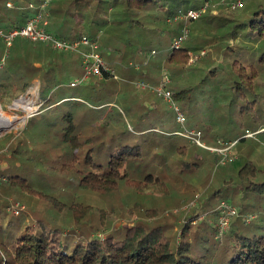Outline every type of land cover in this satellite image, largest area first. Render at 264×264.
Instances as JSON below:
<instances>
[{
    "label": "trees",
    "instance_id": "obj_1",
    "mask_svg": "<svg viewBox=\"0 0 264 264\" xmlns=\"http://www.w3.org/2000/svg\"><path fill=\"white\" fill-rule=\"evenodd\" d=\"M9 1H12L10 2L11 5H8ZM45 1L0 0V26L8 29L12 24L23 25L31 16L41 11ZM213 1L49 0L48 9L51 10L49 28L55 27L57 31L55 32L62 38L76 39L84 34L96 38L100 31L103 32L111 25H116V23L113 25L112 21H117L119 26L124 24L126 29H124L123 34L119 37L113 36L120 44H117L116 41L111 43V37L107 43L106 41L100 42V52L116 74L118 65L115 63L116 57H113L115 54L121 59H124L128 54L138 56L141 59L134 60V63L140 62L142 64H148L151 61L152 63L164 61L165 55H167L169 63L173 62L182 68L186 67L183 68L185 73L176 70L172 72V77H175L176 73L196 75L198 71H201L200 68L209 67L205 69V74H200L202 78L193 85L194 88L189 87L180 79H174L169 86L183 111L186 113L188 108L195 115L198 110L200 111L199 99L194 97L192 90L195 88L211 89L210 85L214 88L218 84L220 87L225 86L230 90L227 92L232 94L231 102L234 109L232 114L247 117L257 110L256 104H253L257 101L255 97L256 86L262 71H264V51L261 53L262 55H259L261 57L258 64L251 62V57H249L253 53L257 40H264L263 0H252L251 6L243 17L239 16L238 19L221 22L214 26V29H219V32H214L211 25L204 24L205 28L201 27V31L199 29L196 32H189L187 38L190 40L187 39L180 48L176 49L171 46L174 39L182 33L184 23L181 20L176 23L173 22L174 24L171 25L173 28H171L167 24L168 20L176 17L180 11H186L193 6L200 8L205 2L213 3ZM237 1L230 0V3L233 4ZM240 8L242 6L235 7V10ZM153 10L156 11V14L150 13ZM108 11L113 12L109 14ZM241 15L243 14L241 13ZM67 17L73 20L72 22L68 21L71 25L66 24ZM112 17H116V19L113 20ZM203 18L202 15L195 21ZM157 22H159L158 26L155 25ZM232 22L231 30L226 31L228 29L224 28L228 26L230 28L229 24ZM166 26L170 27L172 31L169 40L156 39V36L162 37L163 32L167 31ZM221 29L224 32H220ZM199 40L202 44H198L197 41ZM252 45L253 48H251ZM0 46L1 56H4L5 46L2 41H0ZM153 50L157 51V55L155 57L150 55V60L145 63L146 58ZM202 50H205V54L195 63L189 64V52L199 53ZM214 52L218 54L219 62L213 60L210 64L204 65L206 58ZM6 60L16 67H14L13 72V68L4 70L2 74L0 72V102L6 96L11 95L8 94L10 90L15 91L14 97H17L30 85L34 77L39 76L42 87L49 90V93L44 92L43 102L46 106L57 104L65 93L71 94L68 95L69 97L75 96L70 91L69 83L74 77L83 73L79 54L59 52L45 45L44 42H34L29 39H19L18 42L14 43ZM37 62L41 64L36 65ZM130 67L133 68L132 70L135 69L136 79L149 81L148 77L154 79L156 76L146 66L138 69L131 65ZM189 70L192 72H188ZM120 71L121 73L127 72L125 67H120ZM2 75H7V79L13 80V87L11 85L8 88L4 87ZM104 78L112 79L114 76L105 73ZM161 79L162 76L160 75L158 81ZM149 82L156 84L152 81ZM56 90L58 92H55ZM152 94L159 98L156 93L152 92ZM137 95L134 94L132 97L138 98L139 94ZM122 99L127 98L122 96ZM89 100L93 103L90 106L93 111H102L100 109H104L109 103L102 98L92 99L89 97ZM65 101L75 105L73 109L83 104V101L76 99ZM133 104L134 102H131L130 107ZM216 105L218 104L216 103ZM170 114L169 110L166 114L161 111L155 100L153 109L142 114V117L148 116V118L139 120V123L140 121L143 122L140 124L145 132H139L140 126L137 129L134 128V133L128 131L130 134L128 132L123 134L121 131L118 136H112L104 145L103 143L96 145L95 139L91 137L82 139V130L74 120V113L67 111V109L64 110L62 116L54 118L57 121L45 117L44 123L50 126V131L52 127L58 129L52 135V140L55 141L58 150L63 152L58 151V159H61L63 167H67L66 170L70 169L69 171H73L79 177L78 185L85 189L104 193L116 190L121 183L127 184L131 181V185L137 181L136 187L139 188L150 183H157L158 186L164 188L160 174L154 172L153 168L146 169L148 163L142 169V171L147 170L149 172L145 173L144 180L138 181L136 176L132 175L137 171L135 163L144 160L147 154L149 156L151 152L149 149H147L148 152L143 150V143H130L133 138L138 140L135 137H139L140 139L144 138V146H146L148 141L146 134L157 131L155 129L158 128L161 131L156 133L159 137L157 141L159 143L165 141L166 145V141H168V147L171 146V148L176 146L177 140L174 137L179 126ZM162 116L166 120L163 121ZM252 120L256 127L260 125L257 117ZM171 123L172 125H170ZM246 125V123L241 122L239 130H233L238 134L231 136L236 138L241 130L249 129ZM196 128L202 130L203 137L209 143H213L221 137L211 122L205 125L197 121ZM225 134L223 137L227 136ZM231 136L228 139H231ZM152 141L154 142L153 138ZM189 142L188 144H190ZM188 144L174 147V151L187 156L189 153ZM84 148L86 149L83 153ZM157 148L161 149L162 144H158ZM10 149L12 155L23 162L11 165L7 171L0 170V174L7 176V183L26 194L45 200L59 214H62L65 209L68 211L64 213L71 210L73 223L83 228V223L94 211L93 207L79 200L75 203L74 201L69 203L61 199L59 195L37 189L35 183L28 177L30 171L25 169L26 163L34 162L35 146L20 147L15 145ZM44 150L45 148H42L41 152L43 153ZM103 151L108 154L106 163H103V159L106 157L105 154H101ZM213 155L212 162L215 164L219 157L214 153ZM192 156H196L194 151ZM195 158L200 159L196 163L205 164L204 158L198 156ZM183 163L185 164V161ZM262 163L263 160L261 163L248 160L239 171L240 180L236 184L234 182L236 187L231 186L232 180L230 178H225L224 186L213 189L208 199L217 200L216 209L212 210L216 224L208 225L210 228L207 229V227L205 233H202L200 227L204 226L203 228H205V221L203 220L200 222L199 228L192 230L193 221L198 220V217L204 214L202 205V210L196 213L195 218H189L184 223L180 239L167 236L163 228L149 227L142 223L122 227L117 231L108 232L104 236L99 234L94 236L89 232L86 235L76 237L72 235L73 231L71 233L64 232L63 226L55 221L56 217L54 216L51 220L38 218L34 224L14 223L12 221L4 226L0 211V264H264V169H262L264 163L263 166H260ZM157 165L159 166V162ZM185 165L190 167V164ZM222 198H226L225 201L228 200L232 204L236 199L238 206L234 205L238 209V214L232 216L229 227L223 234H220L217 207ZM205 203H209V200H206ZM251 216L253 218H250ZM190 233L192 237H189ZM212 247L214 250H211Z\"/></svg>",
    "mask_w": 264,
    "mask_h": 264
},
{
    "label": "rangeland",
    "instance_id": "obj_2",
    "mask_svg": "<svg viewBox=\"0 0 264 264\" xmlns=\"http://www.w3.org/2000/svg\"><path fill=\"white\" fill-rule=\"evenodd\" d=\"M214 1L213 3L205 2V4L202 5L205 7L204 12L202 13L204 16L203 19L199 21H188L187 19L180 18L176 15L177 17L168 20V26L173 28L171 25L181 20L184 23L183 26H187L190 33L192 31L196 32L199 29L201 31V27L205 28L206 24L209 26L211 25L214 29V26L220 24L221 22L235 20V18H239V16L243 17L252 2L255 0H241L243 1V5L242 8L238 10H235V8L232 7L230 0ZM193 8H199V6H193ZM108 12L110 14L113 11ZM150 13L156 14V11L153 10ZM241 13L243 15H241ZM112 18L113 20L116 19V17ZM111 23H113V25L116 23V25H111L107 29H104L103 32L100 31L96 38L99 42L106 41L107 43L109 37H111V43L116 41L117 44H120V42L117 41L116 38H113V36L119 37L122 35L126 26H124V24L119 26L117 21H112ZM232 24L233 22L229 24L230 28L228 26L224 29H228L226 31L231 30L233 26ZM155 25L158 26L159 22ZM170 27H167V31L163 32L162 37L156 36V39L162 38L169 40L172 33ZM214 32H219V29H214ZM220 32L224 31L222 30ZM17 40L19 41V38L16 39L15 43L18 42ZM188 40H190V38ZM194 42L196 43L195 39ZM197 42L198 44H202L201 40ZM256 43L257 44L254 46L253 53L249 57H251V62L258 64L259 58L261 57L259 55L264 51V40L261 41V39H259ZM45 45L50 46L47 43H45ZM253 45L251 48H253ZM150 55L151 57H155L157 55V51L153 50L150 52L149 56L145 60V63L150 60ZM113 57H116L115 59L119 60H115V63L118 65L116 67L117 70L115 69L118 78L105 79L98 76L91 77L87 83L78 85L76 88H71V91L79 95L80 99L84 101L83 104L74 109L73 106L75 105L64 100H61L58 104L46 106L43 102V95L44 92L49 93V90L42 87V83L40 82L41 78L39 76L34 77L30 85L23 92H20L17 97H14L15 91L10 90L8 94L11 95L6 96L0 102V106L3 110L7 113H11L12 115H18L17 117L19 118L17 125L11 128L0 129V170L7 171L11 165L23 162L21 159H16L15 156L12 155L10 151L12 146H35L36 149L34 150L35 154L33 157L34 162L29 161L26 163V166L24 165L26 167L25 169L30 171L28 177L35 183V187L50 194L59 195L61 199L66 200L69 203L71 201H74L75 203V201L79 200L85 204H90L94 210L83 223L84 227L81 228L73 223L71 210L64 213L68 211V209H65L63 211L64 214H59L57 211L56 213L45 200H42L34 195L26 194L20 189L13 188L6 181L0 186V211L4 226H6L8 222L12 221L14 223L20 222L22 224H34L38 218L51 220L54 216L56 217L55 221L63 226L64 232L71 233V231H73L72 235L76 237L79 235H86L89 232H91V235L94 236L98 234L104 236L108 232L117 231L122 227H129L142 223L149 227L158 226L163 228L167 236L180 239L184 223L189 218H195L196 213L204 207V214L200 215L198 220L195 219L193 221L194 227L192 230L199 228L200 222L204 220L205 228H203L204 226H201L200 228H202L201 232L205 233V229L207 227V229L210 228L208 225L213 223L216 224L212 210L216 209L217 200L208 199L211 191L224 186L223 181L225 178H230L232 180L231 186L236 187L237 185H234V182L236 184L237 181L240 180L239 171L248 160H253L258 163H261L263 160L264 163V130L260 131L255 137H248L244 139H242L243 134L245 133L243 130H241L240 133L242 134L240 136L236 138L231 136L235 133L233 130H239L241 122L246 123V126L250 130L255 131L256 125L252 120L255 117H257L258 121H260L258 122L260 124L259 126H264V71H262L259 82L256 86L255 97L257 101L253 103L256 104L257 110L255 112L250 110L252 114L250 116L247 115V117H240L232 114L234 110L231 102L232 94L227 92L229 89H227L224 85L223 86L225 88L220 87V85L217 84L214 88L210 85L211 89L195 88L192 90L194 97L196 96L199 99L200 111H198L201 114L200 117L194 121L204 123L205 125L211 122L213 127L217 130V133H220L219 136H221L213 143H209L204 137L203 140L206 143L213 145H218L219 140H238L232 147V151L236 156L235 161L230 163L228 166H218L217 163L214 164L212 162L214 157L213 153L205 148L203 149L202 147H199L196 144H188L189 139L184 136L183 137L187 140V147L189 149L190 156H185L184 154L174 151V147H168V141H166L167 145L165 144V141L159 143V141H157L159 137L156 133L157 131H161V129L157 128L155 129L157 131H152L149 134H146L148 139L146 146H144V138L140 139L139 137H135L138 140H135L134 138L131 140L130 144H134L135 142L143 143V150L148 152L147 149H149L151 152L149 156L147 154L144 160H139L135 163L137 171L132 173V175L136 176L138 181L144 180V175L149 172L147 170L142 171V169L145 168V165L148 163L146 169L150 170V168H153L154 172L160 174V178L164 182V188L158 186L157 183H150L145 187L139 188L136 187L137 181H134V185H131L132 181L127 184L121 183L116 190L104 193L82 188L78 185L79 177L73 171H69L70 169L66 170L67 167H63L61 159H58L59 150L55 141L52 140V135L58 129L56 127H52V130L50 131V126L44 123L45 117L49 120H53L55 117L62 116L64 110L67 109V111L74 113V120L82 130V139L91 137L95 139L94 141L96 145H100L102 143L104 145L105 142L112 138V136H118L119 132L122 131L123 134L128 131L130 133H134V128L137 129V127H139L136 123V121H138L137 117L132 118L129 113L130 103L134 100L136 101V99L132 97L134 94H136V96L139 94L138 99H142V95L150 93V98H155L161 111H164L166 114L168 108L163 102L164 99L162 97L159 96V98H157L151 93L153 91L142 89L135 84V81L138 79H136L134 75L135 69L132 70L133 68L130 67V65L131 63H134V60H140L141 58L135 55L132 56V54L126 55L124 59H121L116 54ZM167 57L168 56L165 55L164 61L156 63H152L151 61L148 64H142L140 62H136L134 64H139L141 68L142 66H146V68L152 70V73L156 76L154 79L150 77L148 78L149 81L155 82L156 84L161 82V80L158 81V78L160 75L162 76V72L164 70H167L171 78L168 87L171 86L174 79H180L187 83L189 87L194 88L193 85L197 84L202 78L200 77V74H205V69L209 68H200L201 71H198L196 75H183L176 73L174 75L175 77H172V72L180 70V73H185V70H183L184 67L182 68L181 66L175 65L173 62L169 63V59ZM218 57V54H215V52L211 53V56L206 58L204 65L210 64L213 60L219 62ZM107 61L109 62V60ZM36 65H38V63H36ZM135 65L131 66L135 68ZM14 67L16 66L9 63L6 58L4 59V56L0 57L1 74L4 70L12 68L13 72ZM120 67H125L127 72L121 73ZM259 68L263 69L260 66ZM188 72H192V70H189ZM6 76L7 75H2L1 77L4 80V87L8 88L10 85L12 86L13 80L11 78L7 79ZM77 77H79V75H77ZM119 90H121L122 93L126 92V94H121ZM55 92H58V90ZM122 96L127 99H122ZM89 97L92 99H106L104 101H109V103L106 107H104V109H100L102 111H93L90 109V106L93 105V103L90 102ZM16 102L20 103V105L15 108L14 105ZM24 103H29L32 108L27 110L23 106ZM216 103L218 105H216ZM131 110H134L135 112L144 111L145 106L141 107L133 104ZM168 110L171 112L170 116L172 115L173 119H175L172 109L168 108ZM53 121H57V119H54ZM104 122L107 123L105 124ZM187 126L189 128H193L188 122ZM183 129L184 128L180 125L177 131H181ZM226 132L227 134H225ZM224 134L227 136L223 137ZM230 136L231 139H228ZM152 138L154 142L152 141ZM185 139L183 140L185 141ZM158 144H162L161 149L157 148ZM42 148H45L43 153L41 152ZM85 149L86 148L83 149V153ZM193 151L196 154L195 157L198 156L200 158H204L205 164L196 163L199 162L200 159L192 156ZM59 152L63 153L62 151ZM101 154H105L106 157H104L103 163H106L108 155L107 152L103 151ZM183 161H185V164H190V167H187ZM158 162L159 166L157 165ZM263 163L260 166H263ZM196 164L202 166L199 167ZM258 178H260V176H258ZM222 192L224 194L223 189ZM206 200H209V203H205ZM223 200H226V198H222L220 203ZM234 200L236 201V199ZM235 201L233 203L238 206L237 201ZM17 203L23 206L19 214L14 213L13 211L14 208H16ZM202 205L203 207H201ZM189 237H192L191 233ZM211 250H214L213 247Z\"/></svg>",
    "mask_w": 264,
    "mask_h": 264
},
{
    "label": "built area",
    "instance_id": "obj_3",
    "mask_svg": "<svg viewBox=\"0 0 264 264\" xmlns=\"http://www.w3.org/2000/svg\"><path fill=\"white\" fill-rule=\"evenodd\" d=\"M48 4L49 0H46L41 7V11L31 16L23 25H13L8 29L0 26V41H2L5 46L4 59L8 57L16 39L23 38L34 42L47 43L53 49L59 52H71L79 54L81 57V67L83 69V73L79 77H75L70 82V85L73 87L87 83L92 76L104 78L105 73L112 74L114 78H118V75L115 73L114 69L108 65L101 54L100 42L97 38H92L87 34H84L76 39L62 38L49 30L50 11L48 9ZM8 5H11V3H8ZM242 5L243 1L241 0H238L232 4L234 8L240 7ZM204 8V6L200 8H190L186 11H180L177 16L187 19L188 21H195L202 16ZM188 33V27L184 26L182 33L172 42V48H180L186 41ZM204 54L205 50H202L199 53L190 51L188 63H195ZM131 65L134 66L135 64L131 63ZM135 68H140V65L136 64ZM170 81L171 78L169 72L164 70L162 72V79L159 84H152L143 80H136L135 84L140 88H148L155 92L158 96L162 97L168 104L169 108L174 112L176 122L184 128L183 130L176 132L189 139L192 144H196L216 154L219 157L217 161L218 166H225L226 164L235 161L236 156L232 151V147L238 140H219L218 145L206 143L203 140V132L200 129H196L194 127L189 128L187 126V115L183 111L181 105L175 99L173 91L168 87ZM260 131L261 130L252 131L250 129H246L245 133L243 134V138L255 137ZM7 179L8 178L6 175L0 174V186L6 182ZM22 208L23 206L17 203V206L13 211L14 213L19 214ZM217 210L219 211V233L223 234L229 227L232 216L238 214V209L234 204L223 200L218 205ZM250 218H253V216Z\"/></svg>",
    "mask_w": 264,
    "mask_h": 264
},
{
    "label": "crops",
    "instance_id": "obj_4",
    "mask_svg": "<svg viewBox=\"0 0 264 264\" xmlns=\"http://www.w3.org/2000/svg\"><path fill=\"white\" fill-rule=\"evenodd\" d=\"M10 2H12V1H9L8 3H10ZM50 15H51V10H50ZM67 21H66V24L67 25H71V23H69L68 21H70V22H72L73 20L71 19V18H69V17H67V19H66ZM90 21V20H89ZM11 26H13V24L11 25ZM49 30L50 31H52L53 33H55V34H57L56 32V30H55V27H53V28H49ZM56 31V32H55ZM19 39H23V38H19ZM18 41V40H17ZM38 63V65H40L41 63L40 62H37ZM80 76V75H79ZM77 77V76H76ZM75 78V77H74ZM73 78V79H74ZM72 79V80H73ZM71 80V81H72ZM139 80V79H138ZM147 82V81H146ZM150 83V82H149ZM70 84V83H69ZM70 87L71 88H76L77 86H75V87H73V86H71L70 85ZM125 89V88H124ZM142 89H145V90H149L150 91V89H148V88H142ZM70 91H71V89H70ZM152 91V90H151ZM72 92V91H71ZM120 92H121V90H120ZM72 93H74V94H72V95H75V96H72V97H69L68 95H71V94H67V93H65V94H63L62 96H64L63 98H61L60 99V101L62 100H68V99H76V100H78V101H83L82 99H80V96L79 95H77L75 92H72ZM122 93V92H121ZM124 94H126V92H123ZM122 93V94H123ZM152 93V92H151ZM155 93V92H154ZM150 93H146L145 95H142V99L141 98H135L136 99V105H139V106H145V110L144 111H140V112H135L134 110H131V107H130V116L132 117V118H136L137 117V119H138V121H136V123L140 126V128H139V132H145L144 130H143V127H142V125L140 124V123H143V122H141L140 121V123H139V120H145L146 118H148V116L147 117H142L143 115V113H147L148 112V110L149 109H153V106H154V102H155V98H150ZM141 97V96H140ZM159 97V96H158ZM163 100V99H162ZM59 101V102H60ZM133 101V102H134ZM135 102H134V104H135ZM163 102L165 103V105H167L166 107H168L169 108V106H168V104L163 100ZM83 103H84V101H83ZM57 104H58V102H57ZM168 108H167V110H168ZM170 109V108H169ZM187 118H188V123H189V125H191L192 127H196L197 126V122L196 121H194V120H196L197 118H199L200 117V112L198 111V113H196V115H195V113L193 114V113H191V111L187 108ZM163 117V116H162ZM161 117V118H162ZM165 117H163L162 119H163V121L164 120H166V119H164ZM174 121L176 122V120L174 119ZM177 123V122H176ZM146 125V124H145ZM170 125H172V123L170 124ZM177 125L178 126H180L178 123H177ZM259 127V128H258ZM179 128V127H178ZM255 130H264V126H257V127H255ZM241 132V131H240ZM243 132V131H242ZM157 133H158V131H157ZM175 135L177 136H175L174 138L177 140L175 143H177V145L176 146H174L175 148H177V146H181V145H183V144H187V140L182 136V135H180V134H178L176 131H175ZM234 134H238V133H234ZM233 134V135H234ZM240 134H242V133H239V136H240ZM181 137H183V138H181ZM236 137H238V136H236ZM234 138V137H233ZM181 139H182V141H181ZM183 139H185V141L183 140ZM189 142V141H188ZM190 143V145L192 144L191 142H189ZM212 153V152H211ZM188 156H190V154L188 153Z\"/></svg>",
    "mask_w": 264,
    "mask_h": 264
},
{
    "label": "bare ground",
    "instance_id": "obj_5",
    "mask_svg": "<svg viewBox=\"0 0 264 264\" xmlns=\"http://www.w3.org/2000/svg\"><path fill=\"white\" fill-rule=\"evenodd\" d=\"M20 103L16 102L14 107L16 108L19 106ZM35 105V104H33ZM27 110L31 109V105L29 103H24L23 105ZM13 107V108H14ZM17 115V114H16ZM18 116V115H17ZM12 115L11 113H7L3 108L0 106V129H5V128H11L15 125H17L19 118Z\"/></svg>",
    "mask_w": 264,
    "mask_h": 264
}]
</instances>
